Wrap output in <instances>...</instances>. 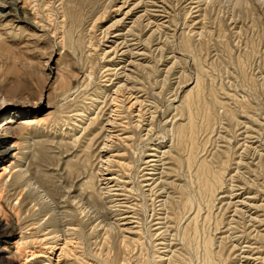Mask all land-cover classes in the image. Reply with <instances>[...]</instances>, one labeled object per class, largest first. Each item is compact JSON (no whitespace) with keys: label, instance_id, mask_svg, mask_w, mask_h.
Here are the masks:
<instances>
[{"label":"rangeland","instance_id":"rangeland-1","mask_svg":"<svg viewBox=\"0 0 264 264\" xmlns=\"http://www.w3.org/2000/svg\"><path fill=\"white\" fill-rule=\"evenodd\" d=\"M1 126L0 264H264V0H0Z\"/></svg>","mask_w":264,"mask_h":264},{"label":"bare ground","instance_id":"bare-ground-1","mask_svg":"<svg viewBox=\"0 0 264 264\" xmlns=\"http://www.w3.org/2000/svg\"><path fill=\"white\" fill-rule=\"evenodd\" d=\"M150 11V10H149ZM158 11V10H157ZM149 17V16H148ZM129 30V29H128ZM120 34V33H119ZM118 35V34H117ZM125 44V43H124ZM133 45V44H132ZM0 130H2L3 132L5 131V132H8L9 131V128H7V127H3V126H1L0 127ZM7 263H9V264H12V262L11 261H8Z\"/></svg>","mask_w":264,"mask_h":264}]
</instances>
